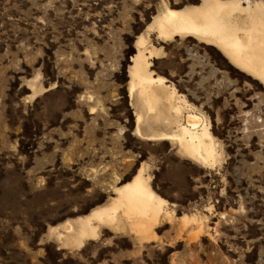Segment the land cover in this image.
Wrapping results in <instances>:
<instances>
[{"label": "rangeland", "instance_id": "374dc122", "mask_svg": "<svg viewBox=\"0 0 264 264\" xmlns=\"http://www.w3.org/2000/svg\"><path fill=\"white\" fill-rule=\"evenodd\" d=\"M200 1L0 0V264H264V85L217 46L147 27ZM248 1L264 15V0ZM139 51L146 75L209 122L212 167L147 137L174 128L130 91ZM140 168L169 211L151 236L100 225L62 245V222Z\"/></svg>", "mask_w": 264, "mask_h": 264}, {"label": "bare ground", "instance_id": "6f19581e", "mask_svg": "<svg viewBox=\"0 0 264 264\" xmlns=\"http://www.w3.org/2000/svg\"><path fill=\"white\" fill-rule=\"evenodd\" d=\"M241 2H246V6ZM260 10L261 5L251 6L248 0H201L190 7L166 9L147 27H155L163 38L187 35L217 46L231 62L264 85V15ZM243 13L249 18L247 29L239 21ZM136 43L143 44L141 35ZM146 50L151 56L152 51ZM141 55L139 51L134 61L137 66L129 72L130 91L136 93L146 115L153 114L157 123L174 128L169 132L151 131L147 137L174 140L188 159L202 167H212L218 158L209 122L201 113H195L174 89L165 86L162 78L146 75V65L139 66ZM142 119L143 113L138 112L137 132ZM113 192L115 196L106 205L60 224L62 234L57 233V237L62 245L79 248L86 239L97 235L100 225L119 228L125 224L142 239L151 236L160 217L169 214L166 201L150 188L141 168L129 181L114 187ZM180 218L188 219L185 215ZM56 229L51 227L48 232Z\"/></svg>", "mask_w": 264, "mask_h": 264}]
</instances>
